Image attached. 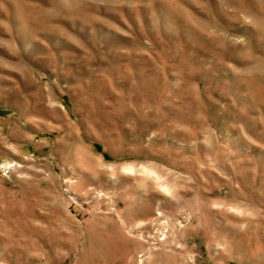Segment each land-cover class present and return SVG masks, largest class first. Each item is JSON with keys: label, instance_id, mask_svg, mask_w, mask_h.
<instances>
[{"label": "rangeland", "instance_id": "obj_1", "mask_svg": "<svg viewBox=\"0 0 264 264\" xmlns=\"http://www.w3.org/2000/svg\"><path fill=\"white\" fill-rule=\"evenodd\" d=\"M0 264H264V0H0Z\"/></svg>", "mask_w": 264, "mask_h": 264}]
</instances>
